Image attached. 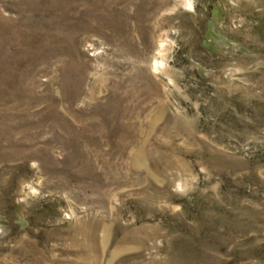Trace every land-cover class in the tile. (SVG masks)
<instances>
[{"label":"rangeland","instance_id":"obj_1","mask_svg":"<svg viewBox=\"0 0 264 264\" xmlns=\"http://www.w3.org/2000/svg\"><path fill=\"white\" fill-rule=\"evenodd\" d=\"M0 264H264V0H0Z\"/></svg>","mask_w":264,"mask_h":264}]
</instances>
